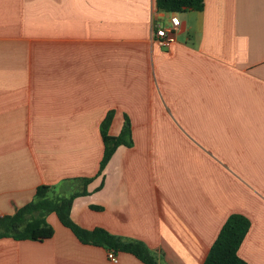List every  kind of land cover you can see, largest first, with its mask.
Here are the masks:
<instances>
[{"label":"crops","instance_id":"0c3cea01","mask_svg":"<svg viewBox=\"0 0 264 264\" xmlns=\"http://www.w3.org/2000/svg\"><path fill=\"white\" fill-rule=\"evenodd\" d=\"M177 14L165 49L156 0H0V218L43 185L86 190L71 210L81 227L141 241L160 264H206L241 214L238 255L264 264V0ZM109 112V134L127 118L133 144L99 175ZM46 220L52 239H1L0 264H144L127 253L113 263L56 214Z\"/></svg>","mask_w":264,"mask_h":264},{"label":"trees","instance_id":"16d2710c","mask_svg":"<svg viewBox=\"0 0 264 264\" xmlns=\"http://www.w3.org/2000/svg\"><path fill=\"white\" fill-rule=\"evenodd\" d=\"M156 5L158 10L167 12L202 11L204 0H156ZM113 118L114 113L109 112L101 125L104 155L100 163L99 175L106 169L120 146L131 147L133 144L132 129L127 118L119 136L109 134ZM50 192H52L50 186H40L36 191L34 201L18 209L13 215L1 217L0 240L4 238L37 242L50 240L55 235V229L47 222L46 217L54 213L62 225L70 229L83 244L103 247L116 255L119 253L131 254L144 264H160L158 258L141 241L124 240L103 228L87 230L78 225L71 217V210L76 198L87 195L86 190L71 197L56 196L52 198L48 196ZM92 208L98 209L95 206ZM249 228L250 221L245 216L232 215L212 247L206 264H248L239 257L238 250Z\"/></svg>","mask_w":264,"mask_h":264},{"label":"built area","instance_id":"2783aa9c","mask_svg":"<svg viewBox=\"0 0 264 264\" xmlns=\"http://www.w3.org/2000/svg\"><path fill=\"white\" fill-rule=\"evenodd\" d=\"M166 12L168 21L160 20L155 25L154 38L158 46L165 49H170L176 42V34L180 28V21L177 12ZM109 259L113 263H118V257L114 252H109Z\"/></svg>","mask_w":264,"mask_h":264},{"label":"rangeland","instance_id":"374dc122","mask_svg":"<svg viewBox=\"0 0 264 264\" xmlns=\"http://www.w3.org/2000/svg\"><path fill=\"white\" fill-rule=\"evenodd\" d=\"M170 119H169V123H168V129H166V133H167V140H176V124H174V120L171 114H169ZM164 132V131H163ZM49 197H56L58 195H56L55 193L50 192Z\"/></svg>","mask_w":264,"mask_h":264}]
</instances>
